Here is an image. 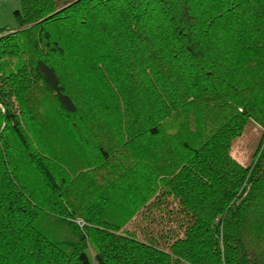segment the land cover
<instances>
[{"label":"trees","instance_id":"1","mask_svg":"<svg viewBox=\"0 0 264 264\" xmlns=\"http://www.w3.org/2000/svg\"><path fill=\"white\" fill-rule=\"evenodd\" d=\"M20 1L0 28V264H264V0Z\"/></svg>","mask_w":264,"mask_h":264},{"label":"rangeland","instance_id":"2","mask_svg":"<svg viewBox=\"0 0 264 264\" xmlns=\"http://www.w3.org/2000/svg\"><path fill=\"white\" fill-rule=\"evenodd\" d=\"M20 8V0H0V28H17L18 22L14 12ZM261 134L262 128L257 123L250 121L244 132L233 140L231 154L242 164H250L254 158ZM163 193H165V190L161 189L158 195H162ZM166 195L168 194L165 193V195L159 197L164 200L167 197ZM169 200L157 203L152 209L150 208L151 211L146 209L140 212L129 224V229L138 230L141 236H145V234L150 233L154 229H158L159 224L157 222L160 220V216L156 214L157 208L159 207V211L162 209L167 210L166 202H169Z\"/></svg>","mask_w":264,"mask_h":264}]
</instances>
